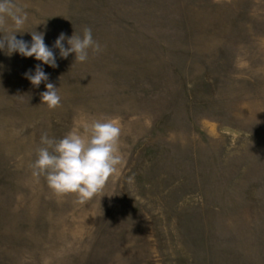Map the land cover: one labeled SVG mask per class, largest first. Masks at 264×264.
<instances>
[{
    "label": "rangeland",
    "instance_id": "374dc122",
    "mask_svg": "<svg viewBox=\"0 0 264 264\" xmlns=\"http://www.w3.org/2000/svg\"><path fill=\"white\" fill-rule=\"evenodd\" d=\"M15 3L49 47L88 26L102 50L53 48L38 87L40 61L0 52V264H264V0ZM91 118L121 128L122 162L81 202L31 165L42 132Z\"/></svg>",
    "mask_w": 264,
    "mask_h": 264
},
{
    "label": "clouds",
    "instance_id": "9594fccd",
    "mask_svg": "<svg viewBox=\"0 0 264 264\" xmlns=\"http://www.w3.org/2000/svg\"><path fill=\"white\" fill-rule=\"evenodd\" d=\"M28 19L27 12L15 0H0V22L6 25L7 35H0V52L11 56L33 57L40 61L34 71L24 73L33 86L38 87L49 80L42 65L57 67L53 48L59 56L67 59L74 54L75 62H85L89 51L99 53L101 45L94 40L92 29L84 26L80 34L66 37L62 32L52 47L44 42L43 32L21 31ZM10 21V26L7 22ZM28 32L31 41L17 39V33ZM65 40L67 47H65ZM6 50V51H5ZM41 101L49 108L59 106L61 96L58 87L45 83ZM121 128L108 118H91L79 125L77 130L66 133L62 138L50 137L44 131L40 136V147L35 150L31 167L34 176L44 175L48 187L56 194H77L83 202L93 197L104 186L106 180L122 162L120 155Z\"/></svg>",
    "mask_w": 264,
    "mask_h": 264
}]
</instances>
